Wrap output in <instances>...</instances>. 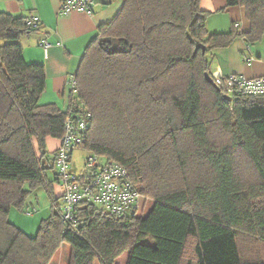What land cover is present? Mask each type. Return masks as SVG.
<instances>
[{
    "label": "trees",
    "instance_id": "trees-1",
    "mask_svg": "<svg viewBox=\"0 0 264 264\" xmlns=\"http://www.w3.org/2000/svg\"><path fill=\"white\" fill-rule=\"evenodd\" d=\"M121 2L86 48L65 111L39 104L45 68L24 58L20 40L39 28L0 13V264H51L64 244L68 264H117L124 254L125 264H264V95L229 93L213 75L217 50L262 41L264 0H225L223 10L245 9L250 31L233 24L219 34L201 0ZM80 120L78 147L99 166L126 169L141 200H152L146 216L136 204L117 216L78 202L63 221L59 148L47 140L61 143ZM25 183L54 201L35 237L8 219L24 205Z\"/></svg>",
    "mask_w": 264,
    "mask_h": 264
},
{
    "label": "crops",
    "instance_id": "crops-1",
    "mask_svg": "<svg viewBox=\"0 0 264 264\" xmlns=\"http://www.w3.org/2000/svg\"><path fill=\"white\" fill-rule=\"evenodd\" d=\"M63 1L0 0V13L39 19V30L20 40L24 48V58L28 64H41L45 68L46 89L39 104H54L65 111L68 109L73 90L70 80L77 73L86 48L97 36L99 26L115 18L121 10L122 2L96 0L93 14L74 11L69 15H62ZM201 8L209 12L207 29L211 34L228 33L233 24H236L243 33L250 31V23L243 7L236 6L223 10L225 0H201ZM43 41L51 44L48 52L41 47ZM246 58L250 60L246 61ZM213 75L263 77L264 37L261 42L251 47L238 38L229 48L217 50ZM47 145L48 150L54 152L61 143L59 140L49 138ZM56 186L59 185H54L55 194ZM127 257L126 254V260Z\"/></svg>",
    "mask_w": 264,
    "mask_h": 264
},
{
    "label": "built area",
    "instance_id": "built-area-1",
    "mask_svg": "<svg viewBox=\"0 0 264 264\" xmlns=\"http://www.w3.org/2000/svg\"><path fill=\"white\" fill-rule=\"evenodd\" d=\"M94 6L95 0H64L61 14L69 15L74 11L93 14ZM29 25L38 29L39 19L31 18ZM41 47L45 52H48L51 44L48 41H43ZM245 60L249 61L250 59L246 58ZM214 79L218 86L224 87L229 93L247 96L264 95V76L246 78L217 75L214 76ZM75 84L76 81L72 77L70 80L72 89ZM85 131L84 120H80L77 125L69 122L56 156L59 184L63 187V221L73 220V211L78 202L96 204L117 216H123L130 212L135 204L136 210L139 211L141 196L129 181L128 172L123 167L119 165L99 166V160L96 157H90L86 162V172L79 176L71 173L68 163L69 155L81 144ZM82 175H85V181H82Z\"/></svg>",
    "mask_w": 264,
    "mask_h": 264
},
{
    "label": "rangeland",
    "instance_id": "rangeland-1",
    "mask_svg": "<svg viewBox=\"0 0 264 264\" xmlns=\"http://www.w3.org/2000/svg\"><path fill=\"white\" fill-rule=\"evenodd\" d=\"M61 146V145H60ZM60 148V147H59ZM91 156L89 151L83 148H76L73 151L72 159L70 162V171L74 175H81L86 171L87 159ZM101 159V158H100ZM103 162L105 159H101ZM48 178L53 180L54 173L52 171L47 172ZM61 187V192L58 186H56V194H63V187ZM23 189L27 191V196L24 205L17 207L12 205L9 211L8 219L16 226L18 229L23 231L29 237H35L38 233L40 224L43 220L48 219L52 214L54 201L49 191L44 186H38L36 188H31L29 183H25ZM59 208L62 209L63 201L62 199L58 202ZM152 207V200H148L144 203L143 200L140 202V209L138 212L139 216H146ZM71 248L68 244H64L61 250L55 255L51 264H68L70 257ZM126 263V254L118 259L117 264ZM95 264H99L96 262Z\"/></svg>",
    "mask_w": 264,
    "mask_h": 264
},
{
    "label": "water",
    "instance_id": "water-1",
    "mask_svg": "<svg viewBox=\"0 0 264 264\" xmlns=\"http://www.w3.org/2000/svg\"><path fill=\"white\" fill-rule=\"evenodd\" d=\"M200 47L198 46L197 47V50L199 49ZM203 50H205V48H203ZM206 79L210 82V83H213V80L212 78L209 76V75H206Z\"/></svg>",
    "mask_w": 264,
    "mask_h": 264
}]
</instances>
